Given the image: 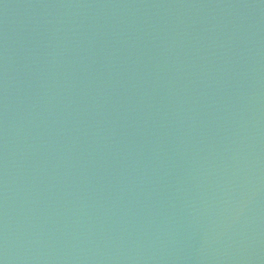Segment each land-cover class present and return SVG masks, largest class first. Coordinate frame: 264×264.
Masks as SVG:
<instances>
[{"label": "water", "instance_id": "water-1", "mask_svg": "<svg viewBox=\"0 0 264 264\" xmlns=\"http://www.w3.org/2000/svg\"><path fill=\"white\" fill-rule=\"evenodd\" d=\"M0 264H264V0H0Z\"/></svg>", "mask_w": 264, "mask_h": 264}]
</instances>
